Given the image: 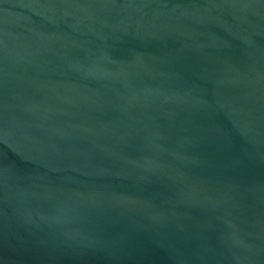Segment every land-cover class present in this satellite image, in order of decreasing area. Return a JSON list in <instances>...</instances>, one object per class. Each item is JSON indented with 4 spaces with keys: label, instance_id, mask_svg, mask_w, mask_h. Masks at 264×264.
I'll list each match as a JSON object with an SVG mask.
<instances>
[{
    "label": "water",
    "instance_id": "water-1",
    "mask_svg": "<svg viewBox=\"0 0 264 264\" xmlns=\"http://www.w3.org/2000/svg\"><path fill=\"white\" fill-rule=\"evenodd\" d=\"M0 264H264V0H0Z\"/></svg>",
    "mask_w": 264,
    "mask_h": 264
}]
</instances>
